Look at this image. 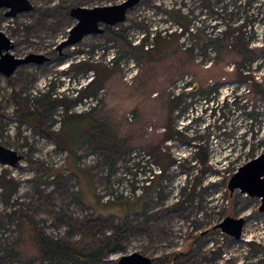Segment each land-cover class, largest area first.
<instances>
[{
    "label": "rangeland",
    "instance_id": "1",
    "mask_svg": "<svg viewBox=\"0 0 264 264\" xmlns=\"http://www.w3.org/2000/svg\"><path fill=\"white\" fill-rule=\"evenodd\" d=\"M30 1L32 10L12 17L0 10L12 54L48 57L0 73V146L23 156L17 166L0 163V180L13 182L10 193L0 183V264H72L44 259L35 228L92 251L121 226L123 248L102 264L134 252L152 264H264V249L249 244L264 247L261 198L228 187L237 167L264 153V0H141L111 26L117 34L102 25L62 49L77 23L69 7L123 0ZM108 53L129 69L135 63L133 84ZM91 71L95 92L71 97ZM49 90L72 104L47 107L41 93ZM90 97L100 100L96 107ZM78 102L89 110L78 111ZM19 106L38 109L45 129L23 122ZM84 113L119 147L112 163L106 149L75 143L83 137L62 129ZM229 216L245 218L240 239L219 227Z\"/></svg>",
    "mask_w": 264,
    "mask_h": 264
},
{
    "label": "water",
    "instance_id": "2",
    "mask_svg": "<svg viewBox=\"0 0 264 264\" xmlns=\"http://www.w3.org/2000/svg\"><path fill=\"white\" fill-rule=\"evenodd\" d=\"M141 0H123L121 3L105 6H74L71 15L77 23L69 30L65 40L59 45V49L79 43L89 34L102 33V25H117L126 20L130 9L140 3ZM7 9V17L33 9L30 0H0V10ZM13 41L0 31V73L9 77L15 73L18 67L30 63L43 64L48 57L43 54L31 53L25 57H17L10 52ZM22 155L16 151L0 146V163L17 166ZM228 187L231 192L238 189L241 193L251 197L261 198L259 211L264 212V153L242 165L230 178ZM244 217H227L219 224L222 231L235 239H240ZM118 264H152V258L141 253L134 252L122 256Z\"/></svg>",
    "mask_w": 264,
    "mask_h": 264
},
{
    "label": "trees",
    "instance_id": "3",
    "mask_svg": "<svg viewBox=\"0 0 264 264\" xmlns=\"http://www.w3.org/2000/svg\"><path fill=\"white\" fill-rule=\"evenodd\" d=\"M69 10L70 7H69ZM174 12H177L173 10ZM172 11V12H173ZM106 30H111L112 32L115 33V31L112 29L111 26L107 25ZM184 29H182L183 32ZM192 33L193 30H190L189 28H186L184 30V33ZM224 35H227L229 38L230 36V31L224 32ZM98 81L93 79L91 83L88 84V86L82 91V94H90L95 92V87H93ZM50 87V86H49ZM259 90L261 95L264 96V88L259 86ZM52 91H44L41 93V96L45 97V103L47 104V107H57V106H63V105H70L72 104L73 100H67V99H52ZM44 99V98H43ZM17 114H19V117L23 122L30 123L31 125L39 128V129H45V123H43L42 117L40 115V111L37 109L35 111H32L31 109L28 108V106H19L17 110ZM65 123H63L62 129L67 128L71 135H73L75 138L77 137H83L82 140L76 142H82V144H91V145H96L99 148L106 149V158L107 160L112 163L113 158L115 157L116 154L120 153L119 152V147L116 145V142L113 140L111 135H109L107 128L102 124L99 123L96 119L92 118L89 116V113H84V114H78L75 116H70L67 119ZM64 142H66L65 138H62ZM81 144V145H82ZM76 145V144H75ZM60 146V145H59ZM199 150L203 149L201 146L198 147ZM198 150V158L203 164L204 167L208 166V155L205 150ZM75 148H72L70 150L71 154H75ZM104 153V152H103ZM115 159V158H114ZM205 169V168H204ZM80 169H78L75 172L76 175L81 177L80 175ZM40 177H35L33 180L34 182L36 180H39ZM0 183L2 184V187L5 190V193H10L11 192V184L13 185V182L10 180H7L6 177L3 175ZM196 187L193 188V192H195ZM12 195L9 194L8 196L10 197ZM124 215L122 216L123 221L125 220V217L131 213L128 211V209L123 210ZM124 231V227L121 226L118 231L115 233L107 236V238L104 240V242L100 245V247L96 250L92 251H81L79 249L73 248L70 245L62 243L61 240H55L52 237H49L46 235L43 231L36 229L35 228V241L36 244L39 248L41 256L45 258H50V259H55V258H60L62 260H67L68 262H71L72 264H102L104 262L105 257L116 251L119 250L120 248H123V243H122V233ZM252 248L262 250L264 247H262L261 244L256 243L255 241H251L249 243ZM152 262L154 260L152 259Z\"/></svg>",
    "mask_w": 264,
    "mask_h": 264
},
{
    "label": "built area",
    "instance_id": "4",
    "mask_svg": "<svg viewBox=\"0 0 264 264\" xmlns=\"http://www.w3.org/2000/svg\"><path fill=\"white\" fill-rule=\"evenodd\" d=\"M148 47V45L146 46ZM106 61L109 63V65H112L114 63V61L117 59L118 63L120 64V66L123 68L125 67V73H124V80L129 83V84H133L134 82V78L136 76V70L137 68H135V63H132L134 65L131 66V68L129 69L128 64L124 63L125 61L122 59L118 58V55L116 53H108L106 56ZM133 60V59H131ZM93 74L92 71L90 72V74H88L86 77H82L81 79H79V81H75L76 85H73L72 88V92L70 94L71 97L73 98H77L78 95L80 94L81 90H83V87H87V85L93 81L94 76L91 75ZM188 88V87H187ZM93 97H90V100H92ZM77 100V99H76ZM88 100V99H86ZM100 100L97 98L96 100H92L91 102H88V106L92 105L93 107H96L99 104ZM88 106H83L82 103H77L75 104V108L78 110L79 108L82 109H88ZM62 107V106H61ZM90 109H92V107H90ZM89 110V109H88ZM79 111V110H78ZM82 111V110H80ZM239 169V167H237L236 171Z\"/></svg>",
    "mask_w": 264,
    "mask_h": 264
},
{
    "label": "bare ground",
    "instance_id": "5",
    "mask_svg": "<svg viewBox=\"0 0 264 264\" xmlns=\"http://www.w3.org/2000/svg\"><path fill=\"white\" fill-rule=\"evenodd\" d=\"M4 33V32H3Z\"/></svg>",
    "mask_w": 264,
    "mask_h": 264
}]
</instances>
